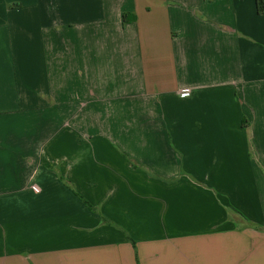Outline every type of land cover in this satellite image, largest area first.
<instances>
[{
  "label": "crops",
  "instance_id": "0c3cea01",
  "mask_svg": "<svg viewBox=\"0 0 264 264\" xmlns=\"http://www.w3.org/2000/svg\"><path fill=\"white\" fill-rule=\"evenodd\" d=\"M251 136L257 0H0V264H264Z\"/></svg>",
  "mask_w": 264,
  "mask_h": 264
},
{
  "label": "trees",
  "instance_id": "16d2710c",
  "mask_svg": "<svg viewBox=\"0 0 264 264\" xmlns=\"http://www.w3.org/2000/svg\"><path fill=\"white\" fill-rule=\"evenodd\" d=\"M257 9H258V12L260 14H264V0H257ZM127 14L125 13L124 14V17H125V20L124 22L126 23L128 20L126 18ZM125 155L130 159L133 167H136V168H144V169H147L148 172L153 175V176H156V177H160L159 174L153 172L151 169L147 168L144 164L138 162L137 160H135L134 158H132L131 156H129L127 153H125ZM63 181H65V179H63ZM83 201L85 202V204L93 211H97L96 207L93 206L87 199L83 198ZM106 222L110 223V224H114L110 219L108 218H104ZM124 232L127 234V236L131 239L132 243L134 244L135 248H136V242L135 240L130 236L129 232L124 230ZM138 256V255H137Z\"/></svg>",
  "mask_w": 264,
  "mask_h": 264
},
{
  "label": "rangeland",
  "instance_id": "374dc122",
  "mask_svg": "<svg viewBox=\"0 0 264 264\" xmlns=\"http://www.w3.org/2000/svg\"><path fill=\"white\" fill-rule=\"evenodd\" d=\"M15 5L21 6L22 3L21 2H18V3H15ZM245 119H246V117H245ZM245 127H246V124H245ZM257 148L258 147H256V145H255V143L253 141V138L251 136V138H249V152H250V156L253 159H255L256 162H258V164H259V169H260L259 174H260V179H261V181H260V184H261L260 187L264 191V163H263V161H258V157H259L258 150L259 149H257Z\"/></svg>",
  "mask_w": 264,
  "mask_h": 264
}]
</instances>
